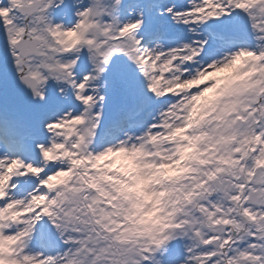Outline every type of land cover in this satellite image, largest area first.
Segmentation results:
<instances>
[{"label":"snow or ice","instance_id":"snow-or-ice-1","mask_svg":"<svg viewBox=\"0 0 264 264\" xmlns=\"http://www.w3.org/2000/svg\"><path fill=\"white\" fill-rule=\"evenodd\" d=\"M0 264H264V0H0Z\"/></svg>","mask_w":264,"mask_h":264}]
</instances>
